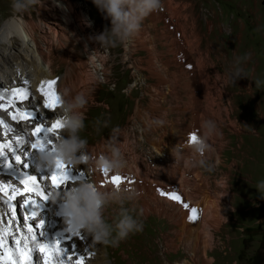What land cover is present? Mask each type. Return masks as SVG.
<instances>
[{
    "label": "rangeland",
    "instance_id": "1",
    "mask_svg": "<svg viewBox=\"0 0 264 264\" xmlns=\"http://www.w3.org/2000/svg\"><path fill=\"white\" fill-rule=\"evenodd\" d=\"M73 2L84 18L93 21L90 36L111 27L94 3ZM12 3L0 0V28L21 15ZM25 12L27 19L33 14L38 20L40 4ZM138 33L137 71L125 58V41L116 47L96 42L109 75L104 78L91 64L87 68L94 80L79 87L88 98L80 135L88 141L94 163L98 148L109 154L112 130L119 129L115 144L127 161L125 175L134 179L133 190L124 185L121 189L135 194L126 206L136 209L143 231L131 234L118 247L94 244L86 232L76 237V247L71 239L63 240L64 245L84 255L89 264H264V190L257 189L264 181V0H163L160 9L144 18ZM17 50L35 53L36 46L27 39ZM246 53L251 56L242 67L248 77L233 85L227 73L235 57ZM54 61L62 76L65 64L58 58ZM95 63L101 67L97 59ZM194 112L201 125L209 119L217 124L209 141L212 147L203 157L210 170L191 163L196 154L188 143L192 135L184 129L191 126ZM97 119L106 121L107 127L97 131ZM164 136L174 146L188 145L186 155L176 147L172 159L155 152L150 141ZM22 147L18 145V150ZM170 175L175 181L168 186L164 179ZM154 182L160 191L151 187ZM45 184L52 187L49 181ZM172 193L181 200L171 199ZM49 207L44 209L47 217L41 215L46 228L52 219L62 222L64 231L63 214ZM118 208L113 204L105 209L109 222ZM8 213H0V219H10ZM15 228L22 236L19 223ZM85 235L88 241L82 239ZM36 255L33 263L44 264L43 254ZM78 258L74 255L71 264H77Z\"/></svg>",
    "mask_w": 264,
    "mask_h": 264
},
{
    "label": "bare ground",
    "instance_id": "2",
    "mask_svg": "<svg viewBox=\"0 0 264 264\" xmlns=\"http://www.w3.org/2000/svg\"><path fill=\"white\" fill-rule=\"evenodd\" d=\"M87 1L89 3H93V0ZM167 4L170 5V2L167 1ZM167 7L169 8V6ZM77 8L78 6L73 2V0H42L40 3V14L38 20L33 18L32 12L30 13L32 15L29 14L30 19H27L26 12H20L21 15L8 19L0 28V92L5 93L3 98L0 99V104L8 105L6 110L0 109V118L4 120V124L10 126L5 127L4 124H0V150L4 152L3 155H0V184L6 182L11 186V189L14 188L22 191L24 185H21L19 180L26 175H34L40 178V187H43L46 194L49 196L46 200V205L44 204L46 203L45 200L42 199V201H40L41 196L38 192H31L28 196H26V198L17 196V200L14 201L17 203V215L15 217H11L10 219H14V222L19 223L21 228H23V217L25 216V213L24 209H21L19 205H22L24 199L31 196L32 199L38 200L41 205L40 209H37L38 213H40L37 217V221H31V223L35 225V223L41 219V215L43 217L46 216L47 211L44 210L46 209V206L54 208L58 215L63 214V193L67 188H70L72 184L76 182L70 181L66 186H61L59 188L54 186L48 187L45 184L46 180L43 178L50 175L52 167L42 165L39 159L40 151L31 148V142L34 143L36 139L32 135L36 124H44L47 126L51 125V123L55 120L61 119L60 107L55 110L43 108L42 101L44 97L40 92L41 82L46 79H56V87L60 96L63 95L65 89L69 90L70 95H75L80 93L81 89L79 87L84 85L82 83L94 80L93 78L90 79L94 75L90 76L88 72L87 68L89 64L93 65L97 71H102L104 78L107 79L109 75V69L106 67L107 62L105 57L102 56V54L100 55L96 41L89 39L90 35L88 31L91 27L85 26L83 23L84 16L77 11ZM166 16L163 17V19L167 24L168 16ZM138 35L139 33L125 41V58L132 60V67L135 71H137L140 67L138 64L139 59L137 60L135 57L137 50L141 46V40L139 38L140 35ZM27 39L28 41L31 40L34 42L36 46L35 53H25L20 50L16 51L17 46L20 45V41L26 43ZM91 49H93L94 52H92ZM93 53L97 56L95 59L100 62L101 67L97 66V62L95 63ZM57 58L60 62L65 64L67 68L66 72L62 76H59L57 68L54 67V60ZM25 80L28 81L27 84L23 83ZM23 88L29 89L32 94V97H30L27 101L20 102L15 98V96L8 93L9 89L15 90ZM9 101H12V104H9ZM13 105H17L21 109L31 113V117L33 118L30 117V121L18 122L12 120L9 113L16 111V108ZM211 116H213V114ZM192 118V122L190 121L191 126L189 125V127H185L184 130H187L190 135H200L204 130L196 117V113ZM190 137L188 138V143L190 142ZM18 138L19 140H23L25 142L19 143ZM50 138L54 139V137L51 136ZM168 139L164 136V138L160 141L153 139L150 142L153 145V150L155 152L161 156H166L172 159L173 154H175V143L170 139V141L167 142ZM185 142H187V140L184 141V143ZM20 144L23 147L21 150H18V145ZM5 145H10L11 147H4ZM181 147L182 151L179 152L181 155H184L188 145ZM98 150L99 153L97 158L101 155H105L102 149L98 148ZM16 156H20L21 159L17 161ZM175 161L180 164V159L176 158ZM82 165L84 168L69 166L70 175L75 177L83 173L82 178L96 181L102 189H111L113 186H116L112 182V177L120 175L122 177L119 185L120 188H123V185L126 187L128 186L132 190L134 188V186H130V184L134 182V179L132 176L125 175L124 172L126 169H124L125 171L123 170L119 173L105 175L101 170L94 166V163L91 160L87 164ZM6 173H12L15 177H10L9 175H6ZM172 176L173 175H170L164 179L168 186H171V184L175 181V177L173 179ZM48 181L51 184V180L48 179ZM155 182L151 187L160 191V188L156 186ZM7 191L10 196L12 192L9 191V189H7ZM57 193H59L57 199L53 200L52 196ZM0 203L5 205L4 207L2 204L3 211H0V213H6V211L7 213L8 211L10 212V204L7 202V198L4 197L2 193H0ZM30 214L31 209H28L27 215ZM44 220H46V218ZM4 227H7V225L4 223L3 225L0 224V228ZM62 227V222L52 221L51 219L49 220L47 228L44 224V236H40L39 231L37 232L38 238L40 240H52L54 238L63 239L64 237L69 236V231H67L66 228H64L63 231ZM21 228H19V231L22 233V236L19 233L16 234V228L13 230V236L16 238H22L25 236L27 234V229ZM80 233H85V231L81 230ZM87 238L88 237L85 235L82 239L88 241ZM75 239L76 236L71 237L72 244L76 247L77 240ZM10 242L11 240H9L8 246L14 250L16 245H11L12 242ZM29 246L31 247V242H29ZM64 246L67 247L66 245ZM75 249L77 250V248ZM84 251L86 252V250ZM86 254L88 255V253ZM69 255H71V253H69ZM34 256L36 258V253H34ZM84 262L85 261H83L82 264H89L87 261L85 263ZM0 264H3V261H0Z\"/></svg>",
    "mask_w": 264,
    "mask_h": 264
},
{
    "label": "clouds",
    "instance_id": "3",
    "mask_svg": "<svg viewBox=\"0 0 264 264\" xmlns=\"http://www.w3.org/2000/svg\"><path fill=\"white\" fill-rule=\"evenodd\" d=\"M40 3L41 0H13L12 7L16 12H25ZM93 3L106 19H110L111 27L105 26L101 33L89 36V39L111 47H116L137 34L144 18L163 6V0H93ZM83 23L91 27L93 21L85 17ZM250 56V53H246L244 56L235 57L232 69L227 73L231 84L235 85L238 79L248 77L242 64L249 60ZM87 104L88 98L85 94L70 95L68 89L64 90L59 105L63 123L62 134L53 145H48L47 150L40 152L42 165L54 167L59 160L68 166L77 167L90 161L88 141L80 135L85 128L86 117L83 110ZM156 123L162 124L163 121L157 120ZM96 127L99 131L101 127H107V122L97 119ZM202 129L204 131L190 142V147L196 156L200 157H192L191 163L193 166L207 167L210 170V165L203 157L212 147L209 141L217 131V124L209 119L203 123ZM112 132L109 138V154L99 156L94 162L95 167L103 174L122 172L127 164L120 147L115 144L119 129L114 128ZM175 147L178 152L182 151L180 145ZM257 189L264 190V181L257 185ZM58 195L59 193L53 195L52 199L56 200ZM261 197L264 198V195ZM134 198V193H126V190L120 187L102 189L96 181L80 178L63 193L62 212L66 229L71 233L84 230L92 237L94 244L118 247L131 234L142 232L144 228L136 209L126 206ZM113 204L119 208L116 216L109 222L104 211Z\"/></svg>",
    "mask_w": 264,
    "mask_h": 264
},
{
    "label": "snow or ice",
    "instance_id": "4",
    "mask_svg": "<svg viewBox=\"0 0 264 264\" xmlns=\"http://www.w3.org/2000/svg\"><path fill=\"white\" fill-rule=\"evenodd\" d=\"M27 84L28 81L25 80L23 82ZM57 80H44L41 82L40 92L44 97L42 101L43 108L55 110L60 105L61 96L57 91ZM8 93L15 96V98L24 102L29 100L32 97L29 89H9ZM5 93L0 92V99L3 98ZM9 104H12V101H9ZM16 108L15 112L9 113L12 120L14 121H30L31 113L21 109L17 105H13ZM8 105L0 104V109H7ZM0 124H4V120L0 118ZM5 127H10L4 124ZM63 123L62 119H57L51 125L45 126L44 124H36L33 129L32 135L36 138L35 142H31V148L39 150L40 152L47 150L48 145L54 144V139L50 138L54 137L55 139L59 138L58 130L62 129ZM43 134V135H41ZM197 138V135H192L190 137V142L194 141ZM19 143H24L25 141L19 140ZM4 147H11L10 145H5ZM4 152L0 150V155H3ZM20 156H16V160L19 161ZM105 175H108L105 173ZM83 173L79 176H71L70 175V167L62 161H57L56 165L52 167V171L50 175L44 177L43 179L48 181L51 180V185L59 188L61 186H66L70 181H77L82 178ZM122 177L120 175H115L112 177V182L119 187ZM24 185L23 190L12 189V193L9 196L7 189L11 186L6 182L0 184V193L3 194L4 197L7 198V202L10 204V212L8 215L10 217H15L17 215V203L14 201L17 200V193L20 195L24 193L38 192L43 200H47L49 198L48 194H46L43 187H40V178L34 175H26L19 181ZM171 199L175 201H180L181 196L176 193L171 194ZM40 203L38 200L32 199L29 196L27 199L23 200L22 205H19L21 209H31L30 215H25L23 217L24 223L23 228L27 229V234L22 238H16L13 236V230H15V222L14 219H0V223H4L7 227L0 228V261H3V264H33L34 253L43 254L44 256V264H64L65 261L68 264H71L72 255L69 253H73L74 255H78L79 259L77 264H82L84 260V255L78 254L74 251H69L67 247L64 246L63 240H70L72 236L80 237L81 233H70L69 236L61 238H54L52 240H40L38 238L37 232L39 231V235L43 236V228L45 221L43 219H39L38 222L33 225L31 221H37V217L40 213H38L37 209H40ZM187 207V205H184ZM195 211V210H193ZM194 218V217H190ZM21 228V227H20ZM21 228V229H23ZM9 240L13 244L16 245L13 250L8 246ZM29 242H31V247L29 246ZM23 245V246H21ZM88 251V250H86ZM15 256V258H14ZM37 264L38 261L36 260Z\"/></svg>",
    "mask_w": 264,
    "mask_h": 264
}]
</instances>
